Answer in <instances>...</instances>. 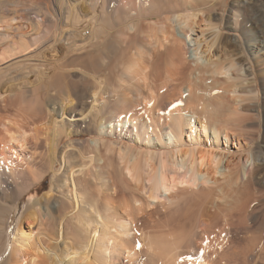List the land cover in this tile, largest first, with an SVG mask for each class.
Here are the masks:
<instances>
[{
	"label": "bare ground",
	"instance_id": "1",
	"mask_svg": "<svg viewBox=\"0 0 264 264\" xmlns=\"http://www.w3.org/2000/svg\"><path fill=\"white\" fill-rule=\"evenodd\" d=\"M228 7L229 0H0L1 94L38 90L29 106L41 114L31 118L23 99L0 106V188L24 121L52 134L53 174L45 202L15 205L0 225V264L264 258L263 233L231 248L239 226L250 225L253 192L264 188V0ZM85 131L95 139L73 140ZM95 164L99 188H80L76 176ZM180 201L181 217L132 233L151 204ZM26 223H38V233Z\"/></svg>",
	"mask_w": 264,
	"mask_h": 264
},
{
	"label": "rangeland",
	"instance_id": "2",
	"mask_svg": "<svg viewBox=\"0 0 264 264\" xmlns=\"http://www.w3.org/2000/svg\"><path fill=\"white\" fill-rule=\"evenodd\" d=\"M233 2H234V0H229V7L227 9V12L229 11ZM228 34L230 36L235 35L233 33H228ZM4 85H5L4 82H0V86H1L0 87L1 88L0 89V106L6 107L8 109H14L17 101L23 99V101H25L24 105L27 107L26 112H28V113L31 112L29 114L30 117L35 118L37 120L38 116H40L41 114L35 112L36 110L33 111V113H35V114H33L31 111L32 109L30 110L29 105H33L34 103L37 104L36 101H38V99L36 98L35 94L39 93V91L38 90H32V93L29 97H25V96L20 95V94L19 95L6 94L5 96H3L1 94V91L3 90L2 88H4ZM7 88H8V86H7ZM2 96H3V99H2ZM5 99H6V101H5ZM262 100H263V97H261V101ZM67 120L70 121V119H68V118H67ZM25 122L26 121H24V123ZM24 123L22 124V126L20 125V128H22L23 131L21 132V134L20 133L18 134V142L14 144V149H10L12 151L9 150V152H8V157H9L8 158V161H9L8 162V164H9L8 171H9L10 177L7 179L5 186L0 188L1 189L0 190V197L4 194L0 198V212H1L0 221H1V218H2V220L5 219L4 221L0 222V225L5 226V228H6V225L9 221V219H10L12 209L16 208V206L22 207L23 205H29L32 202H34V200H41V201L45 202L43 200V197L47 193V191L50 189L52 179H53V174L49 169V163H50L49 143L52 140V134L47 135L48 133L41 132V135H38V134H36L34 127H33V129L31 127V129H32V131H31L30 127L26 123H25L26 125ZM24 131H26V132H24ZM263 131L264 130L262 129L261 132L263 133ZM31 132H33V133H31ZM47 132L51 133V131H47ZM22 133L23 134L26 133L27 137H24V135ZM253 134L257 135V133L254 131H253ZM34 137H35V139H34ZM23 138L26 140H24ZM94 139H95V137L92 136V134H90L87 131L82 132L79 135L73 136V140H75V141L77 140V142H79V143H87V142H90V140H94ZM67 142H68V139H64L62 144H61V147H64L65 145H67ZM13 150H14V152H13ZM62 166L64 167V164H62V162L59 160L57 163V169L62 168V170H63ZM95 166L97 167V164L94 165V168H92V170L87 172L88 174L86 173L87 176L86 175L85 176H80V175L76 176L79 179V184H81L80 188H82V189L86 188V189H91V190H94L97 187L99 188L100 182L97 181L99 169H97ZM11 168L13 169L12 171L9 170ZM31 170L38 172L42 175V178L39 180V182L33 181V177L31 176V174L35 173V172H32ZM111 170H110V172L112 174L115 173V177H116V174H118V169L111 168ZM30 172H31V174H30ZM13 174H15V175H13ZM93 175H94V177H93ZM122 187H125V184L123 183V185H122V182H120V188L119 189H123ZM60 192H62V191H55V197H60V198L66 199L62 195V193H60ZM181 202L183 204H181ZM180 205H182V206H180ZM184 205H185V201H180L174 205L166 204V206H163L160 203H157L156 205L151 204L146 209V212H142L137 217L135 224L137 225L136 227L138 229H136L137 231H135V232L132 231V233L137 235L140 230L141 231L143 230L145 232L151 231L155 227V225L158 223L159 219L163 218L166 215H171V216H174L176 218L181 217L182 215H181V213H178V211L182 210L184 208ZM43 207H44V205L41 206V211H42V213L44 212L43 213L44 216L42 217V220L45 223H47V221H50V220L48 219V217H45L46 212H45V208L43 209ZM254 208H256V209H254ZM250 211H252V212L254 211L252 213V215L250 216V219H249L250 225L244 226V227L239 226V231L237 232V236L235 238V243L231 244V248H233L232 250H234L237 246H240L241 242H242L241 245L244 246L246 241L248 239H250V237L257 238L260 234V237H258V239H259V238H261L262 233L264 234V188H262L258 193H256L255 191L253 192V200H251V202L249 203V212ZM254 213H256V214H254ZM8 216H9V219H7ZM253 225H255V226H253ZM25 226L30 227V229L33 230L35 235L38 233L37 232L38 228H39L38 223H34L31 225L26 223ZM245 227H247L248 231L246 229H244ZM1 228H4V227H1ZM250 231L252 233V236L250 234ZM256 233L258 234V236H256ZM253 254L255 256V253H251L247 257L246 262L245 261L243 262V259L238 257L239 259L237 258L238 261L236 260L235 263L236 264H241V263L253 264L254 263L253 258H252V257H254ZM237 262H239V263H237ZM235 263L233 262V264H235ZM258 263L264 264V258L258 260Z\"/></svg>",
	"mask_w": 264,
	"mask_h": 264
}]
</instances>
